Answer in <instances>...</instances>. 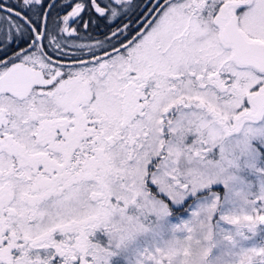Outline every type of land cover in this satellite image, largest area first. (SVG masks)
Instances as JSON below:
<instances>
[{
    "label": "snow or ice",
    "instance_id": "snow-or-ice-1",
    "mask_svg": "<svg viewBox=\"0 0 264 264\" xmlns=\"http://www.w3.org/2000/svg\"><path fill=\"white\" fill-rule=\"evenodd\" d=\"M0 264H264V0H0Z\"/></svg>",
    "mask_w": 264,
    "mask_h": 264
}]
</instances>
